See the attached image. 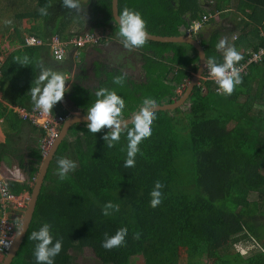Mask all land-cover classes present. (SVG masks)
I'll return each instance as SVG.
<instances>
[{
  "label": "trees",
  "instance_id": "16d2710c",
  "mask_svg": "<svg viewBox=\"0 0 264 264\" xmlns=\"http://www.w3.org/2000/svg\"><path fill=\"white\" fill-rule=\"evenodd\" d=\"M234 1L235 11L243 16L239 15L238 24L242 29L239 34L234 29L217 30L209 37L200 33L197 38L206 58L215 56L221 61L223 50L217 51L215 44L223 38L227 44L234 38L232 46L251 52L264 48V0ZM46 4L50 5L49 15L41 17L35 9ZM124 7L139 11L148 33L162 37L185 35L191 23L205 15H211L208 24L221 13L234 23L236 15L233 0H215L206 7L200 0H119L118 8ZM81 15L62 8L60 0H36L34 10L13 17L37 23H31L30 31L43 42L54 35L67 42L74 33L64 25L70 17L78 18V29L92 31L96 27L92 34L100 36L109 28L119 39L112 0H89L84 10L86 21ZM18 43L23 45L24 39ZM66 48L69 51L71 45ZM139 50L144 52L140 84L125 79L123 86L113 85L112 75L119 74L113 70L112 74L104 73L100 86L116 88L124 97L126 118L145 99L158 106L179 100L199 63L198 52L190 45L147 40ZM241 54L243 62L249 53ZM44 55L50 57V47H22L3 65L0 63L1 82L12 80L16 92L22 91L20 103L14 105L23 106L21 100L26 96V89L17 81H25L24 87L32 86L40 67L46 68ZM24 57L27 63H21ZM66 61L74 64L70 57ZM241 77V85L229 97L218 95L213 82L201 81L184 106L156 112L152 135L139 145L135 167L130 169L122 166L125 152L121 148L126 147L123 135L119 144L108 148L101 139L108 129L92 134L86 124L72 126L50 164L33 221L12 264H34V242L28 236L43 222L50 223L63 241L55 264H80L83 258L92 264H133L139 257L144 264H179L181 245L186 247V264H204L205 259L211 264H264V62L253 64ZM76 84L63 96L68 108L59 101L53 114L66 119L73 112L86 114L95 98L87 104L84 90ZM8 113L14 111H7L0 103V116ZM37 149L33 155L39 164L43 158ZM62 157L76 165L64 180L56 175V161ZM156 180L164 185L162 201L151 208L149 192ZM108 201L119 208L104 216L101 209ZM233 217L243 232L230 236L223 222ZM120 227L128 229L126 244L103 249L100 245L105 233L111 235ZM135 233L139 239L134 238ZM258 243H262L261 251L251 256L235 250L240 244V248L251 251Z\"/></svg>",
  "mask_w": 264,
  "mask_h": 264
},
{
  "label": "clouds",
  "instance_id": "9594fccd",
  "mask_svg": "<svg viewBox=\"0 0 264 264\" xmlns=\"http://www.w3.org/2000/svg\"><path fill=\"white\" fill-rule=\"evenodd\" d=\"M60 3L61 7L68 10L70 13L74 12L78 14L81 12L80 0H60ZM49 7L50 5L48 4L39 7V15L41 17L48 16ZM113 22L117 26L116 36L119 39H117L114 35V32H112L108 28L107 30H105L104 34L99 36L101 37L100 43L98 45H93V47L103 46V49L106 51L107 49H109L110 44H112L115 40H118V44L123 49L131 51L144 47L146 41L151 38L147 31L146 21L142 17L141 13L137 10L128 7H124L119 10L116 9V15L113 19ZM5 23L11 24V21L7 20L5 21ZM204 28L202 29V31L204 30ZM188 30L186 31V34H188ZM202 31L195 35H188L198 40L197 37L200 33H202ZM87 33L92 34V31L88 28L86 31L80 33L74 32L71 35L77 36ZM35 43V38L26 39V44L29 46ZM43 43L45 45L35 47L49 48L46 45L47 42ZM90 46L91 45H87L84 47V49ZM24 47L32 48L25 46V44ZM215 48L217 51L223 50L221 61L218 62L215 56H209L207 58L203 57L205 66L204 70L206 68L207 79L211 80L216 85L217 94L229 97L232 95L234 89L242 83V77L240 74L242 68L239 66V62L242 60L243 57L234 46L227 45L225 39H220L215 44ZM81 49L76 50L75 48H71L65 54L64 60L56 63L63 64L69 57L75 60V58L79 56ZM50 58H52L51 53ZM56 59H61V56L57 55ZM27 60L28 58L24 57L21 60V63H27ZM126 75V72L114 75L112 77V84L117 87L123 86L125 84ZM203 77L204 71L203 75L201 76L200 83L201 81H205ZM1 80L2 77L0 79V82ZM65 84V74L41 66L39 75L35 78L33 85L29 89L30 102L33 111L39 112L42 116H48L52 112L54 105H56L57 102L61 101L63 99L64 94L68 91ZM92 94L94 95L95 99L87 107L85 114V119L87 121V131L92 134H95L97 132H100L101 129H108V131L101 137V139L104 141V144H106L108 148H113L114 146L119 144L121 141V136L123 135L126 140V147L121 148V151L125 152V158L123 160L122 166L126 169L135 167V158L139 152V145L142 141L148 140V138L152 135V125L154 120L156 119V111L158 108L157 103L151 99H145L143 100L138 110L132 112L126 118L125 99L122 95L118 94L116 88H106L98 86L94 89ZM40 132L41 139L43 136V132ZM37 150L40 153L39 147ZM44 159L45 158L40 161V165L35 163L34 166L37 169L40 168L41 163ZM56 164V175L60 180H64L67 173L76 167L74 161L63 157L59 158L56 161ZM163 187L164 185L159 180H156L153 183L152 189L149 192V207L156 208L158 205H160L162 201ZM118 208V205H115L111 201H108L104 204L103 208L101 209V213L104 216H109L111 212L118 211ZM25 226L26 225L20 226V229L16 232L17 237L24 231ZM127 236L128 229L125 227H120L111 235L105 233L104 239L101 241L100 246L105 250L121 248L126 244ZM134 238L139 239V233H135ZM28 239L34 242L32 252V255L34 257V264H55V258L61 252L63 241L61 238L57 237L54 234L53 226L50 223L43 222L38 229L33 230L30 233ZM10 244L11 241L0 239V247L8 248ZM246 251L247 250L245 249H240V254L245 255Z\"/></svg>",
  "mask_w": 264,
  "mask_h": 264
},
{
  "label": "crops",
  "instance_id": "0c3cea01",
  "mask_svg": "<svg viewBox=\"0 0 264 264\" xmlns=\"http://www.w3.org/2000/svg\"><path fill=\"white\" fill-rule=\"evenodd\" d=\"M201 3L203 6L206 7L208 4L210 5L214 3V1L200 0V4ZM236 4V1L233 0V11L236 14L234 15V23L232 21V18L227 17L226 15L223 17L224 13H221L220 18L215 20L218 17L217 15L214 18L215 22L208 24L204 28L202 33L204 35L208 34L209 37V34L216 32L217 30H227V28L222 26V23L228 22L231 24L232 29L235 30V33L239 34V31L242 29L241 27L239 29L238 25L239 15L240 17L243 16L241 14H238L237 11H235ZM22 6L23 8H19L20 12L16 13L17 15L29 11V9H27L29 7L28 3H23ZM32 10H34V8H32ZM30 22L31 20L28 18H18V24L14 25L11 23L9 27L1 29L2 32H0V63L2 65L15 50L24 47L25 41L23 45L19 44L18 41L29 34L27 32L30 31V29L32 28V26L31 28L28 27V23ZM35 25L36 24H34V26ZM9 30L11 31V33ZM15 31L20 32L16 39L15 37L12 38V34H14ZM4 35H7V37H4ZM31 35L36 36L32 33ZM236 37L238 38V35ZM36 38L39 37L36 36ZM230 39L231 40L227 45L232 46L234 38ZM117 41L118 40H115L113 43L117 44ZM236 50L240 54L243 51H247V53L249 54L254 52H251L248 49L243 50L242 47H237ZM143 53L144 52L140 51L139 49H134L131 51L123 49L120 45H115L114 47H112L111 49L109 48L106 51L103 49V46H90L85 49V55L83 59H78L79 56L75 58V66L68 65L67 61L63 64H56L55 62L54 63L55 65H57V71L65 74L66 76V88L71 89L72 85L77 83L75 86L80 87L81 90H84V94L86 96L85 102L88 104L90 101H92L94 97V95L92 94L94 89L98 86H101L102 80L105 79L104 73L112 74L111 72H113V70L119 71L117 72L119 74L126 72V81L130 79L131 83L135 85L140 84V81L138 83H134L132 81V78L134 77L133 73L138 75L141 80L144 77V70L142 68ZM42 61L50 62L52 60H50L46 55H44V60ZM98 66L100 67L97 68ZM104 68L107 69V71L103 70ZM195 75H197V69L196 72L193 74V77ZM17 82L19 83L20 87L26 89H22L23 92L26 93V96L23 98V100H21L23 101V106L14 105L15 103H20V93H22L20 89L19 92H16V83H13L12 80L0 82V103L3 104L7 111L13 110L16 114L15 115L14 113H8L5 116H0V176H2L7 181L12 191L16 192L17 194H27V196L29 195L31 197V192L36 181L38 180V177L41 174V167L44 162L43 160L38 171L36 169L33 170V168L31 167L36 163V157L33 155V153L37 152L34 151V148L37 149L36 145L38 144L39 139L41 137V132L33 129L27 123L21 121L17 116L16 111L18 108H32L29 94V89L31 86L24 87L25 81L22 80H19ZM61 104L63 106L65 105L63 99L61 100ZM64 107L66 108V105ZM73 113L69 117L76 114ZM15 136L17 137L19 142L14 140ZM46 177L47 174L45 175V178ZM15 212L17 211L10 212V217L13 220H16L18 219V217L22 216L20 218H22L21 220L23 221L25 212L22 213L20 216H17L18 214H16ZM4 258L5 256L0 255V264H3Z\"/></svg>",
  "mask_w": 264,
  "mask_h": 264
},
{
  "label": "built area",
  "instance_id": "2783aa9c",
  "mask_svg": "<svg viewBox=\"0 0 264 264\" xmlns=\"http://www.w3.org/2000/svg\"><path fill=\"white\" fill-rule=\"evenodd\" d=\"M210 18L211 15H205L202 17V20L193 22L188 30V34L195 35L201 32L204 26L209 22ZM28 38H35L36 43L29 46L26 44L25 40V46L35 47L45 45L40 39L36 37ZM100 41L101 37L87 33L83 35L72 36L68 39L67 42H61L58 36H53L47 41L46 45L50 47L52 58L56 62H61L64 60L65 54L67 53V45H71L72 49L75 48L77 50L84 48L87 45H98ZM57 55H60L61 59L57 60ZM261 62H264V48H260L259 50L250 53L243 60V62L239 63V66L242 68L240 74L242 76L246 75L250 66ZM1 77L2 76L0 72V79ZM203 79L205 81L212 82L211 80L207 79L206 68L204 70ZM17 114L23 122H26L32 128L43 132V136L39 142V150L41 156L45 158L48 155L51 147L53 146L56 138L58 137L61 131V127L66 121V118L64 116L55 115L52 112L45 117L42 116L39 112H34L33 108H18ZM29 200V195L27 196V194L24 195L21 193L17 194L16 192L12 191L7 181L2 176H0V239L11 241V244L8 248L0 247V255H7L8 251L12 248L13 243L17 237L16 232L22 225V218H20L22 216L20 215L26 211ZM12 211H17L15 213L20 217H18V219L16 220H13L10 217V212Z\"/></svg>",
  "mask_w": 264,
  "mask_h": 264
},
{
  "label": "water",
  "instance_id": "95a60500",
  "mask_svg": "<svg viewBox=\"0 0 264 264\" xmlns=\"http://www.w3.org/2000/svg\"><path fill=\"white\" fill-rule=\"evenodd\" d=\"M118 6H119V0H112V18L113 19L116 15V9L119 10ZM149 36L151 38L148 41H152L156 43H172V44L190 45L198 52L199 63H198V68H197V75H195L192 78L184 94L179 98V100H177L173 104L158 106L156 112L175 111L185 105L187 100L192 95L194 88L200 84L201 76L203 75V71L205 67L203 57L206 58L204 47L202 46L199 40H197L196 38L192 36H189L188 34L184 36H172V37L170 36L162 37V36H155L151 34H149ZM86 123L87 121L85 119V114H82V113H76L65 121L61 129V132L56 138L48 155L44 159L43 165L41 167V174L38 177V180L36 181L33 187V190L31 192V197H30V200L28 201L26 211H25V216L22 221V225H26L24 228V231L18 237H16L12 248L8 251L7 255L5 256L3 260V264H12L13 260L16 258L18 252L20 251V248L24 242V239L33 221L37 202H38V199H39V196H40V193H41L44 181H45L44 179L45 175L47 174V171L50 167L51 162L54 159V156L59 146L61 145L63 140L68 135V132L72 126L76 124H86Z\"/></svg>",
  "mask_w": 264,
  "mask_h": 264
},
{
  "label": "rangeland",
  "instance_id": "374dc122",
  "mask_svg": "<svg viewBox=\"0 0 264 264\" xmlns=\"http://www.w3.org/2000/svg\"><path fill=\"white\" fill-rule=\"evenodd\" d=\"M88 1L89 0H80L81 5L83 6L82 9H81V13H82L81 18H82L83 21H86V17L84 15V10H87V8H88ZM208 1H211V0H208ZM212 1H215V0H212ZM23 3H28L29 7L27 9H29V11H31L32 8L35 7L36 0H0V32H2L1 29H5L7 27V24L5 23V21H7V20H10L11 23L14 24V25L18 24V19L14 18L13 14H16V13L20 12L19 8H23V6H22ZM35 11L37 12L38 8L35 9ZM224 16L225 15H223V17ZM219 18L220 17H217L215 20H217ZM77 20H78V18H76V17H70L68 20H66L64 22V25H65V27H68V29L69 28L72 29L71 32L77 33V30H80L79 31V33H80L82 30L85 31L86 30L85 27H81L80 29H78L79 20L78 21ZM215 20H213V22H215ZM31 23H33V22L31 21L30 23H28V27L29 28H31V26H33V24H37V23H33V24H31ZM73 26H76V28H74ZM222 26L227 28L228 31L232 29L231 24L228 23V22L222 23ZM95 29H97V28L94 27L92 29V31L95 30ZM10 33H11V31H10ZM27 33H29V34L26 35L23 38L24 41L28 37H36V36L30 34L31 31H28ZM18 34H19V32H17L16 34H12V38L17 36ZM4 37H7V35H4ZM48 58L50 60H52V61L45 62L46 68L51 69L53 71H57V69H56L57 65H55L56 61L53 58H50V57H48ZM83 58H84V51H80L78 59H83ZM243 100L244 99H241V101H243ZM64 104L66 105V108H68V104L66 102H64ZM14 140L19 142V140L17 139L16 136H15ZM223 227L225 228L226 232L230 236L239 235V234H241L243 232L242 231L243 228L241 227L240 222L234 217L224 221L223 222ZM256 246L257 247H254V249L251 250V251H249L248 249H245V250H247L245 256H251L253 254H257L259 252V250L261 251L260 246H262V243H258ZM181 247L182 248H181V251H180V262H179V264H186V262H187L186 247L184 245H181ZM255 248H257V249H255ZM238 249H242V248H240V244L235 247V250H238ZM210 262L211 261L209 259H205L204 264H211ZM132 263L133 264H144V259H143V257H139V258L135 259L134 261H132ZM80 264H92V261L90 259L83 258L81 260Z\"/></svg>",
  "mask_w": 264,
  "mask_h": 264
},
{
  "label": "flooded vegetation",
  "instance_id": "af4514ba",
  "mask_svg": "<svg viewBox=\"0 0 264 264\" xmlns=\"http://www.w3.org/2000/svg\"><path fill=\"white\" fill-rule=\"evenodd\" d=\"M115 45H119V44H118V43H117V44L112 43V44L109 45V48L111 49V48L114 47ZM133 76H134V77L132 78V81H133L134 83H138L139 81H141V79L139 78L138 75H136V74L133 73Z\"/></svg>",
  "mask_w": 264,
  "mask_h": 264
}]
</instances>
